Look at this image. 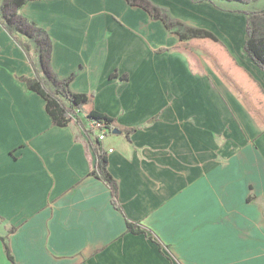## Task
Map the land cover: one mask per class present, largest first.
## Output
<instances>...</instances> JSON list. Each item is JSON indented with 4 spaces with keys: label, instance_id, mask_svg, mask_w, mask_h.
Listing matches in <instances>:
<instances>
[{
    "label": "crops",
    "instance_id": "crops-1",
    "mask_svg": "<svg viewBox=\"0 0 264 264\" xmlns=\"http://www.w3.org/2000/svg\"><path fill=\"white\" fill-rule=\"evenodd\" d=\"M151 1L215 33L264 88L243 51L246 17L231 12L253 4ZM19 13L49 34L53 74L136 131L102 140L118 210L90 175L89 123L54 126L20 80L37 72L56 87L0 7V264H12L3 239L14 264H264V132L214 72L158 52L178 36L126 0H30ZM127 221L146 234L128 233Z\"/></svg>",
    "mask_w": 264,
    "mask_h": 264
},
{
    "label": "trees",
    "instance_id": "trees-1",
    "mask_svg": "<svg viewBox=\"0 0 264 264\" xmlns=\"http://www.w3.org/2000/svg\"><path fill=\"white\" fill-rule=\"evenodd\" d=\"M30 0H0L1 24L9 32L15 41L23 48L27 56H30V45L18 35L33 40L38 48L39 62L43 73L52 79L56 87L52 90L37 72L33 77H21L29 91L35 92L45 102V110L54 126L65 127L73 120L80 123L81 119L89 124L98 123V130L87 129L90 138L91 150L95 156V166L90 175L103 181L111 192L112 203L118 210H122L118 202V189L115 180L108 170L107 152L99 140V133L106 131L105 135L113 130L129 138L136 131L134 128H124L117 124L111 116L95 110L93 97L90 94L73 92L69 89L72 76L59 80L53 74L50 66L52 41L46 30L35 22L19 13L20 8ZM131 6H137L145 10L152 19L160 20L165 27L179 38L178 44L172 48L159 49L158 52L183 54L190 64L193 74H201L203 62L220 81L232 93L236 101L246 110L255 121L258 128L264 132V88L244 67L240 66L230 55L225 44L212 31L206 28L191 26L175 17L168 8L160 6L151 0H126ZM193 4L210 3L220 11L222 9L217 2H239L242 4H254L263 0H189ZM244 14L246 17V32L243 44L244 53L262 71L264 75V8L257 11H231ZM13 35H16L15 37ZM196 45L202 48L203 57L189 52L185 46ZM183 47V48H182ZM209 51H214L210 53ZM215 59V63L208 61L207 57ZM31 59V58H30ZM200 60V61H199ZM219 71L223 74L218 76ZM112 77L114 74L111 75ZM97 131V133H96ZM128 233L145 235L146 232L136 223L127 221ZM152 240V237L149 236ZM4 248L8 259L14 264L13 256L8 244L3 239Z\"/></svg>",
    "mask_w": 264,
    "mask_h": 264
},
{
    "label": "rangeland",
    "instance_id": "rangeland-1",
    "mask_svg": "<svg viewBox=\"0 0 264 264\" xmlns=\"http://www.w3.org/2000/svg\"><path fill=\"white\" fill-rule=\"evenodd\" d=\"M223 4L225 3L226 5L227 4H229L228 6H232V5H234L236 2H222ZM222 6V7H221ZM250 6V5H249ZM249 6L247 7V6H242V7H240V8H245V9H240V10H246V11H257V10H259V9H262V8H264V1L262 2V3H258V4H253V5H251L250 6V9L252 8L253 10H250L249 9ZM220 7L221 8H223V9H227V6H224V5H220ZM230 9H232V8H230ZM237 9V8H236ZM14 37L16 36V35H13ZM17 37V36H16ZM29 40V39H28ZM27 43L29 44V41H27ZM34 44H36L35 42L34 43H31L30 44V48H31V52H33V55H34V57H35V59L37 58L36 57V55L37 54H39V53H37V51H36V49H38V48H36L37 47V45H36V47H34ZM186 47V49L189 51V52H191V53H193V54H200V55H202V53H201V51H202V48L200 47V46H196V45H188V46H185ZM172 48V47H171ZM183 48V47H182ZM227 48V47H226ZM229 51V50H228ZM210 53H214V51H209ZM36 55H35V54ZM160 53H162V52H160ZM176 53V52H175ZM230 55H232L231 53H230ZM33 57V58H34ZM199 57H203V56H199ZM232 57L235 59V61L238 63V61L236 60V58L232 55ZM209 60L208 61H211L212 63H215V59H213L212 57H207ZM239 64V63H238ZM240 65V64H239ZM240 66H242V65H240ZM243 67V66H242ZM222 72L221 71H219V74H218V76L220 77V76H222ZM45 77H46V79L48 78L46 75H45ZM50 79V78H49ZM58 79V78H57ZM51 80V79H50ZM221 82V81H220ZM222 83V82H221ZM222 85L224 86V88L230 93V95H232V93L228 90V88L222 83ZM261 85V84H260ZM262 86V85H261ZM232 97H234L233 95H232ZM243 108V107H242ZM245 110V109H244ZM73 122H75V120H73ZM255 122V121H254ZM90 125V124H89ZM257 125V124H256ZM91 126V125H90ZM89 126V128L91 129V127ZM96 133H97V131H96Z\"/></svg>",
    "mask_w": 264,
    "mask_h": 264
},
{
    "label": "built area",
    "instance_id": "built-area-1",
    "mask_svg": "<svg viewBox=\"0 0 264 264\" xmlns=\"http://www.w3.org/2000/svg\"><path fill=\"white\" fill-rule=\"evenodd\" d=\"M90 125H91L90 127H91L92 129H94V130H98V128H99V126H100L98 123H92V124H90ZM105 132H106V131H101V132L99 133V140H101V141L104 140V138H105V136H106V135H105ZM108 151H109V152H112V149H109Z\"/></svg>",
    "mask_w": 264,
    "mask_h": 264
},
{
    "label": "water",
    "instance_id": "water-1",
    "mask_svg": "<svg viewBox=\"0 0 264 264\" xmlns=\"http://www.w3.org/2000/svg\"><path fill=\"white\" fill-rule=\"evenodd\" d=\"M112 134H116V135H117V134H120V131H118V130H113V131H112Z\"/></svg>",
    "mask_w": 264,
    "mask_h": 264
}]
</instances>
